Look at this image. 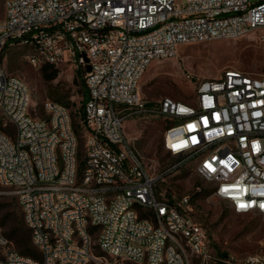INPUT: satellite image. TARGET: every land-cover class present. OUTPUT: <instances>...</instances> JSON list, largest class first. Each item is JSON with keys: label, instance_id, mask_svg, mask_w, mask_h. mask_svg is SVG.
Here are the masks:
<instances>
[{"label": "built area", "instance_id": "obj_1", "mask_svg": "<svg viewBox=\"0 0 264 264\" xmlns=\"http://www.w3.org/2000/svg\"><path fill=\"white\" fill-rule=\"evenodd\" d=\"M261 29L264 0H5L0 57L19 45L32 67H81L87 134L81 155L68 109L46 100L44 117L32 116L27 86L0 64V196L16 201L39 255L16 252L0 228V264H264L215 257L189 198L156 190L190 168L234 213L264 215V77L225 71L200 81L192 104L138 92L180 46ZM149 118L171 123L162 144L174 162L158 174L124 131Z\"/></svg>", "mask_w": 264, "mask_h": 264}, {"label": "rangeland", "instance_id": "obj_2", "mask_svg": "<svg viewBox=\"0 0 264 264\" xmlns=\"http://www.w3.org/2000/svg\"><path fill=\"white\" fill-rule=\"evenodd\" d=\"M4 4L5 0H0V19L4 16ZM28 53L29 49L24 46L5 47L1 60L3 70L27 86L32 116L44 117L42 103L46 100L68 109L72 126H77L82 155L87 134L79 115L83 69L69 64L51 66L47 72L51 78L46 79L43 67L35 68L27 63L25 57ZM228 70L264 77V29L249 32L235 40L180 46L175 57L153 62L146 69L138 92L147 101L168 97L192 104L195 86L200 81L217 78ZM58 100L61 102H56ZM4 124L0 114V130L4 129ZM170 124L158 118L129 120L124 124L129 142L150 174L162 173L174 162L162 144L164 131ZM7 129L13 130L11 126ZM156 190L166 197L189 198L190 214L205 228L211 252L218 259L238 263L248 256L264 258V215L234 213L228 202L212 196V185L192 169L169 173L159 181ZM12 209L20 212L14 198L1 195L0 220ZM12 248L17 252L14 246ZM191 264L201 263L192 258Z\"/></svg>", "mask_w": 264, "mask_h": 264}, {"label": "trees", "instance_id": "obj_3", "mask_svg": "<svg viewBox=\"0 0 264 264\" xmlns=\"http://www.w3.org/2000/svg\"><path fill=\"white\" fill-rule=\"evenodd\" d=\"M2 56H3V53L0 57V64H1ZM50 67L51 66H44L42 68V72L46 79L51 78V75L47 74ZM53 73H55V71H53ZM80 89H81L82 99H81V105L79 109V115H80V119L82 123L84 124L83 110H84L85 103L87 101V89L85 86L84 72H83V77H82L81 84H80ZM56 102H61V101L58 100ZM72 127L78 138V132L76 128L77 126L73 125ZM6 131L10 132L8 129ZM19 211H20L19 213H17L15 209L8 211L4 219L0 220V228L2 229L5 237L12 243V245L15 247V249L17 250L19 254L23 256L31 257L33 259H38L39 255L31 244L30 232L24 224L23 216H22V212L20 208H19ZM221 264H224V263H221Z\"/></svg>", "mask_w": 264, "mask_h": 264}, {"label": "water", "instance_id": "obj_4", "mask_svg": "<svg viewBox=\"0 0 264 264\" xmlns=\"http://www.w3.org/2000/svg\"><path fill=\"white\" fill-rule=\"evenodd\" d=\"M86 71H87V72L89 71V67H88V66L86 67Z\"/></svg>", "mask_w": 264, "mask_h": 264}, {"label": "snow or ice", "instance_id": "obj_5", "mask_svg": "<svg viewBox=\"0 0 264 264\" xmlns=\"http://www.w3.org/2000/svg\"><path fill=\"white\" fill-rule=\"evenodd\" d=\"M243 206V205H242Z\"/></svg>", "mask_w": 264, "mask_h": 264}]
</instances>
